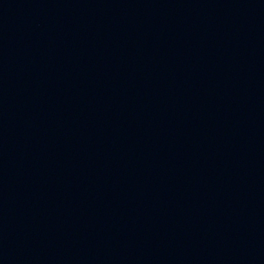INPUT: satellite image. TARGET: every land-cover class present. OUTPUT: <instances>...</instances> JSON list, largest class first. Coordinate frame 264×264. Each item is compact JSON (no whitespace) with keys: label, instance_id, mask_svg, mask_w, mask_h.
Masks as SVG:
<instances>
[{"label":"water","instance_id":"1","mask_svg":"<svg viewBox=\"0 0 264 264\" xmlns=\"http://www.w3.org/2000/svg\"><path fill=\"white\" fill-rule=\"evenodd\" d=\"M0 264H264V0H0Z\"/></svg>","mask_w":264,"mask_h":264}]
</instances>
